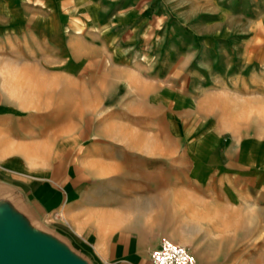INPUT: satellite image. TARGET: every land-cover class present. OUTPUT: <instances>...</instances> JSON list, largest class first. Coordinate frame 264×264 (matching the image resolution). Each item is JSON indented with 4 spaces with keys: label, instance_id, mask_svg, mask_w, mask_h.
Wrapping results in <instances>:
<instances>
[{
    "label": "rangeland",
    "instance_id": "rangeland-1",
    "mask_svg": "<svg viewBox=\"0 0 264 264\" xmlns=\"http://www.w3.org/2000/svg\"><path fill=\"white\" fill-rule=\"evenodd\" d=\"M143 1L134 0L128 15H122L125 7L106 3L91 28L71 9L70 49L56 53L54 64L42 59L41 65L0 71L17 82L3 80L0 91L38 95L21 107L16 102L15 110L38 112L43 125L51 120L40 116L53 113L58 138L84 143L104 126L106 153H116L109 142L117 141L122 158L149 170L152 181L162 173V161L174 174L180 154L184 176L201 174L193 165L202 168L213 156L217 161L209 167L217 172L226 148L247 165L261 158L264 166V0ZM26 56L0 53V62H36ZM189 218L188 231H174L180 242L203 243L185 247L189 252L215 264H264V220L241 231L232 224L227 230L218 215ZM30 223L85 258L68 237Z\"/></svg>",
    "mask_w": 264,
    "mask_h": 264
},
{
    "label": "crops",
    "instance_id": "crops-1",
    "mask_svg": "<svg viewBox=\"0 0 264 264\" xmlns=\"http://www.w3.org/2000/svg\"><path fill=\"white\" fill-rule=\"evenodd\" d=\"M129 2L0 0V53L13 54L16 60L32 55L30 60H36L0 62V71H20L41 65L42 59L54 64L55 54L69 48L71 36L66 28L72 22L71 9L91 28L100 21L106 3L125 7L122 15H128L134 0ZM112 14L106 22H113ZM24 42L27 45L23 47ZM6 77L0 76V87L6 86L3 80L17 84ZM5 92L0 91V200L27 221L47 225L66 239L70 235L88 264H152L149 251L165 237L184 247L203 245L180 242L174 233L189 230L190 215H218L226 222L227 230L232 224L235 230L251 231L263 223L261 158L247 165L226 148L222 153L226 159L222 162L219 158L221 167L217 166V172L213 165L209 167L217 161L213 156L202 168L197 163L194 169L191 162L193 172L201 174L184 176L180 154L173 161L174 174L166 173L167 164L162 161V173L159 171L158 180L152 181L149 170L136 169L133 162L122 158L125 151L117 141L109 142L117 148L116 153H106L108 149L101 144L104 126L84 143L71 137L58 138L51 125L53 113L40 116L51 120L43 125L44 121L37 119L41 115L38 112L15 110L16 102L21 107L20 103L38 95ZM190 199L197 200V204ZM149 204L156 210L152 211ZM189 253L194 264H215V260L196 251Z\"/></svg>",
    "mask_w": 264,
    "mask_h": 264
},
{
    "label": "water",
    "instance_id": "water-1",
    "mask_svg": "<svg viewBox=\"0 0 264 264\" xmlns=\"http://www.w3.org/2000/svg\"><path fill=\"white\" fill-rule=\"evenodd\" d=\"M57 240L0 200V264H88Z\"/></svg>",
    "mask_w": 264,
    "mask_h": 264
},
{
    "label": "built area",
    "instance_id": "built-area-1",
    "mask_svg": "<svg viewBox=\"0 0 264 264\" xmlns=\"http://www.w3.org/2000/svg\"><path fill=\"white\" fill-rule=\"evenodd\" d=\"M152 264H194V257L181 246L167 238H161L158 245L149 251Z\"/></svg>",
    "mask_w": 264,
    "mask_h": 264
},
{
    "label": "bare ground",
    "instance_id": "bare-ground-1",
    "mask_svg": "<svg viewBox=\"0 0 264 264\" xmlns=\"http://www.w3.org/2000/svg\"><path fill=\"white\" fill-rule=\"evenodd\" d=\"M126 208V207H125ZM43 233H45V230H41ZM59 243H62L61 240H57Z\"/></svg>",
    "mask_w": 264,
    "mask_h": 264
},
{
    "label": "trees",
    "instance_id": "trees-1",
    "mask_svg": "<svg viewBox=\"0 0 264 264\" xmlns=\"http://www.w3.org/2000/svg\"><path fill=\"white\" fill-rule=\"evenodd\" d=\"M69 236H70V235H68V236L66 235V237L70 238V240H71V237H69ZM72 243H73V241H72Z\"/></svg>",
    "mask_w": 264,
    "mask_h": 264
}]
</instances>
